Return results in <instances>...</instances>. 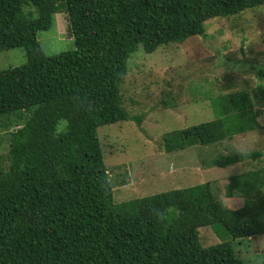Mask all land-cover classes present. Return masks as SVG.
<instances>
[{
  "label": "trees",
  "instance_id": "16d2710c",
  "mask_svg": "<svg viewBox=\"0 0 264 264\" xmlns=\"http://www.w3.org/2000/svg\"><path fill=\"white\" fill-rule=\"evenodd\" d=\"M263 4L0 0V51L21 47L26 57L0 74V116L21 124L8 135L9 166L0 169V264H243L228 242L202 248L198 229L220 224L233 240L263 235L264 167L229 178L225 197L242 199L235 209L223 206L210 183L116 204L97 129L130 120L120 85L144 40L205 38L209 22ZM59 13L66 15L74 49L48 57L36 35ZM257 76L264 78V68ZM209 103L214 121L166 134V153L212 145L218 135L231 140L260 130L264 121L261 84L252 94L226 93ZM261 156L231 151L209 167Z\"/></svg>",
  "mask_w": 264,
  "mask_h": 264
},
{
  "label": "rangeland",
  "instance_id": "374dc122",
  "mask_svg": "<svg viewBox=\"0 0 264 264\" xmlns=\"http://www.w3.org/2000/svg\"><path fill=\"white\" fill-rule=\"evenodd\" d=\"M23 11L37 17L33 9ZM42 26L45 28L36 37L46 56L74 49L64 13L54 14L50 23ZM205 27V38L194 36L167 44L165 38V44L148 38L128 59L120 94L130 120L97 129L104 165L113 184L114 203L210 183L223 206L235 209L242 199L225 197L229 178L264 167V121L260 130L231 140L218 135L209 146L164 151L162 137L166 134L214 121L210 98L239 91L252 94L257 84L264 85V78L257 76L264 68V4L211 21ZM25 63L21 47L0 51V74ZM260 107L257 109L262 111ZM7 117L0 116L3 171L9 166L8 135L21 125L14 123V117ZM213 130L217 135L214 125ZM231 151L259 152L263 156L225 169L209 167L213 158ZM198 238L202 248L228 242L243 264H264V234L259 237L262 250L255 249L253 238L233 240L220 224L199 228Z\"/></svg>",
  "mask_w": 264,
  "mask_h": 264
},
{
  "label": "crops",
  "instance_id": "0c3cea01",
  "mask_svg": "<svg viewBox=\"0 0 264 264\" xmlns=\"http://www.w3.org/2000/svg\"><path fill=\"white\" fill-rule=\"evenodd\" d=\"M238 206H240V205H238ZM261 236V235H260ZM260 236H258V237H254L253 238V240H255V249H257V250H262V248H260V246H259V244H261L260 242L261 241H259V237Z\"/></svg>",
  "mask_w": 264,
  "mask_h": 264
}]
</instances>
